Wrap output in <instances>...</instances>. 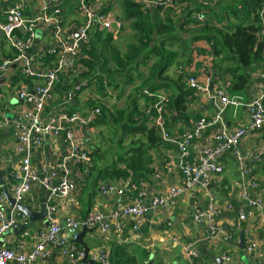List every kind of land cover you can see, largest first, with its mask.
<instances>
[{"label":"built area","instance_id":"obj_1","mask_svg":"<svg viewBox=\"0 0 264 264\" xmlns=\"http://www.w3.org/2000/svg\"><path fill=\"white\" fill-rule=\"evenodd\" d=\"M78 0V13L83 24L74 32H68L64 25L62 17V0H40L38 10L34 17L25 15L26 1H22L13 7L2 10L0 15V32L11 46L19 51V55L14 59H5L0 62V81L12 80L13 66L21 64L20 74L25 80H35L34 85L24 82L23 86L17 92V98L26 109L22 112L19 121L15 122L14 152L20 157V164L9 172L5 177V187L16 203H24L32 191L34 185L39 186L48 194V201L54 197L67 198L75 193L79 186V180L73 178L71 164L80 169L75 174L80 180L89 176L93 167V150L87 148L79 142L75 127L90 129L102 117V106H108L107 100L110 93L106 91L107 96H94L92 101L94 105L86 112H71L70 106L75 103L77 94L81 93L88 86L87 80H82L73 85V87L64 94L61 103L57 104L55 109H47L53 99L54 91L60 83L61 76L64 74H75L74 62L79 58L83 48L89 44L93 35L97 33L112 32L118 35L121 29L119 23L114 22L112 12L114 0ZM143 11L154 12L160 8L173 9L178 12L179 4L175 0H134ZM203 9L193 15V19L200 25L207 23L210 10L216 9L218 4L229 2L228 0H192ZM189 6V5H188ZM186 17L185 14H182ZM264 33V6L260 10ZM51 28L53 39L48 55L55 56L53 66L44 68V60L28 54L35 41L37 40V28ZM22 36V43L17 44L15 35ZM74 66V67H73ZM74 71V72H73ZM72 72V73H70ZM262 83L255 86L256 96L245 105L250 120L246 128H240L233 131H220L215 135L217 146L204 147L196 157L191 158L190 151L195 144L196 137L207 127L220 120V113L214 121L201 119L194 124L192 130L187 131L181 137H174L168 129L167 117L170 115L168 106L170 97L166 93H153L144 90L145 99L149 100L145 107V115L153 123V126L159 132L163 143L175 144L181 156L179 170L181 176L178 181L168 187L164 193L148 195L140 184H137L132 176L126 179H118L114 183H100L98 189L107 194L116 192L121 198L118 212L111 217H106L100 212L91 211L83 220H77L69 216L64 223L51 222L49 226L39 235V242L30 252H26V245L21 243L16 248H10L4 244L5 235L18 230L29 223L26 215L21 213L16 206L10 207L6 214L2 204L6 201V195L2 186L0 188V264H38L48 256V245H59L70 253L75 254V262L80 263L85 259V253L80 245L75 244L78 236L71 231L81 232L83 228L94 230L100 235L109 233L112 225L119 232L122 228L117 224L118 219H132L133 229L138 230L145 222L149 213H157L161 210H170L172 199H180L185 195H194L200 186L201 189H207L210 184L212 174L221 175L224 171L223 166L217 161L226 152H232L235 160L239 164L242 175L249 177L250 163L264 165V148L240 150L241 140L249 131H254L264 126V68L260 72ZM26 83V84H25ZM188 88L204 96L210 101L219 103L220 112L228 106L243 105L240 97H231L229 90L232 87L231 81H225L224 85L212 88L206 81H200L196 76L186 77ZM104 97V99H102ZM104 100V102H103ZM5 124L0 121V131ZM61 139L64 143L70 145V151L67 156L58 159L53 170L43 175L33 163L34 152L37 148L44 145L46 139ZM154 173L151 174L157 183L164 182L168 174L174 173L171 163L162 167H153ZM202 178V182L199 179ZM8 183H6V181ZM249 185L252 190L256 189L258 184L253 178H249ZM242 197L249 201L250 205L260 211L264 208V201L252 199V196L245 192ZM48 209V205H47ZM53 211L51 207L49 213ZM219 207L210 203L206 210L197 211L195 215L196 223L207 221L208 233L214 237L227 236L223 227L218 224ZM249 215L241 212L235 223L237 229H240ZM264 236V224L261 227ZM258 244L250 241L247 244L246 251L252 255L254 260L252 264H264L262 256L257 254ZM187 256L193 264H201V252L197 249L194 242L186 244ZM88 258L93 264H110L109 253L104 247H98L91 251L89 249ZM225 262H230L231 257L225 255Z\"/></svg>","mask_w":264,"mask_h":264},{"label":"crops","instance_id":"obj_2","mask_svg":"<svg viewBox=\"0 0 264 264\" xmlns=\"http://www.w3.org/2000/svg\"><path fill=\"white\" fill-rule=\"evenodd\" d=\"M22 1H26L25 15L27 17H34L40 0H0V15L2 10L13 7ZM62 1L64 25L68 32H74L83 24L82 18L75 8L73 0ZM105 2L106 4L110 3V1L106 0ZM119 2L121 3V0H114L112 2L114 3L113 8H109L112 12V17H114V22L122 26L118 35L108 32L112 36V41L109 43L111 46H114V41H117L123 32L125 33V22L132 21L134 23L133 19L125 17L122 5L120 6V10L123 13V17L117 16L116 8L119 7ZM216 11L219 12L218 10ZM212 19L218 27L226 25V23L225 25L217 23V17H213ZM231 22H234V19ZM241 22L243 23V21ZM226 26H228V23ZM233 26L235 27L234 24ZM37 31L39 35L31 48V56L44 60L52 44V29L49 27H38ZM97 34L93 35L90 41L93 44L98 45L99 43L98 46H102L105 43L104 38L107 36H101V39H99V35ZM15 39L20 46L22 36L16 34ZM29 51L26 52L30 54ZM82 53L74 62L75 67H73L76 71L73 72L75 75L86 72V69L79 65ZM18 55L19 51L13 48L0 32V62L5 59H14ZM216 60H218L217 64L221 63L220 59ZM227 65H229V62H223L222 65H219L220 67H216L211 62V65L206 66V73V68L203 67V64H201L200 68H198V64H194L193 69L191 66V68L186 69L183 73H186L187 76L192 74L200 81H207L212 88L224 85L225 81H231L233 85L234 80L231 73L227 72ZM47 67L49 66L44 60V68ZM263 68L264 63H259L251 71L244 70V75L247 76L249 82L239 91L234 90L233 86L229 90L231 97H240L242 99L243 105L241 106H228L220 112L218 102L210 101L194 91V97H189V103L186 104L187 109L184 113L175 111L173 114H170L169 130L171 129V134L174 137H181L187 131L192 130L194 124L199 120L207 119L214 121L215 117L220 113V120L207 127L196 137L195 144L190 151L191 158L196 157L206 146H217L215 135L220 131H233L247 127L250 117L245 105L256 96L255 86L263 82V79L260 77V72ZM12 70L14 76L18 77L19 81L13 83L12 80H9L0 85V121H3L5 124L4 128L0 131V170L8 171L7 173L16 170L20 164V157L14 152L13 148L15 122L19 121L22 112L26 109V106L17 98V92L23 86V83L26 82L20 74L21 64L13 66ZM174 73L177 75L178 71ZM70 76L67 75L66 80H63L68 85L72 86L80 82L76 81V83H72L69 79ZM173 81H176V78H173ZM34 83H36L35 80H30L27 84L34 85ZM110 89L111 87H107V91L110 93L108 97L112 95ZM83 91L77 96L78 99L73 104L75 110L71 112H86L94 105L92 101L93 97L100 96L95 92L82 94ZM61 93V89L57 87L54 91L53 99L47 107L48 110H54L56 105L61 103L65 92ZM141 99L145 102L142 106V110H144L149 102L145 98ZM8 127L10 128L8 130L9 133L5 135V129ZM75 128L79 142L83 143L87 148H91L94 155L96 149L94 148L95 141L92 134H95V127L90 129ZM61 139L63 138L55 140L46 139L44 145L35 150L33 163L41 175L48 172L49 169L53 170L58 159L69 154L70 145L64 143ZM239 148L242 151L264 148V126L257 130L249 131L241 140ZM149 159L150 165L153 167H162L164 169L167 163L173 165L174 173L168 174L164 182L157 183L152 175H150L146 181L140 183L141 187L144 190L146 189L148 195L164 193L181 176L179 170L181 156L177 146L175 144L162 143L158 148L150 151ZM217 163L223 166L224 171L221 175L212 174L210 176V184L206 190L201 189L199 186L194 195H185L180 199H172L170 210L149 213L146 216L145 222L138 230L133 229L132 219H118L117 224L122 228V232H119L114 225H112L109 233L106 235L88 232L84 239L85 243L91 251L101 246L104 247L109 253L110 264H193L192 260L187 256L186 251V244L189 242H194L197 249L201 252V264H252L254 258L247 253L246 248L248 242L254 241L258 244L257 254L262 256L264 263V236L261 232V227L264 224V208L260 211L252 207L249 201L242 197L247 192L252 196V199L264 201V165L254 162L250 163L248 166L250 175L246 177L242 175L239 164L232 152L228 151L224 153ZM70 166L74 173L73 178L79 180L80 183L75 193L67 198L54 197L53 200L48 201L47 192L39 186L34 185L24 204L27 206L31 205L33 210L37 211L43 205H46V207L48 205V209L50 207L51 209L53 208V211L51 210L47 217L49 224L51 222L63 224L64 220L69 216H73L77 220H83L91 211L100 212L106 217L116 214L121 198L118 197L116 192L104 194L98 189L102 183H114L116 181L106 177L104 171L107 164L94 161L89 176L82 181L79 177L75 176L80 168L73 164ZM119 166L123 167L122 164ZM249 178H253L257 182L258 186L256 189L252 190L250 188L248 183ZM5 181L8 183L7 180ZM210 203L219 207L216 221L223 227L227 236L214 237L210 235L208 233L209 225L207 221L196 223L195 212L206 210ZM10 207L11 204L6 199L2 204V208L6 214L10 211ZM241 212L248 214L249 219L243 223L240 229H237L235 223ZM37 227V229H26L20 234H16L13 231L5 235L4 244L10 248H16L19 244L24 243L26 245L25 251L30 252L39 242L40 233L48 226L39 222L37 223ZM240 232H244L245 248L241 247ZM47 250L48 256L38 264H85L84 261L76 263L75 254L70 253L59 245H48ZM225 255L231 257L230 262L224 261L223 257ZM217 259H221L222 262H219Z\"/></svg>","mask_w":264,"mask_h":264},{"label":"trees","instance_id":"obj_3","mask_svg":"<svg viewBox=\"0 0 264 264\" xmlns=\"http://www.w3.org/2000/svg\"><path fill=\"white\" fill-rule=\"evenodd\" d=\"M175 3L181 6L179 7V12L163 8L154 12H146L134 0H124L125 17L134 20L132 30L138 36V47L122 55L115 47L109 44L112 41V36L109 34L102 46H98L99 43L97 45L90 41L82 50L83 53L82 58L79 60V65L84 67L86 72L80 74L82 78L77 80V82L86 79L88 81L87 88L94 86L102 96L108 95H106L107 87L118 89L122 86H120L121 82L123 85H131L133 81L129 73L138 72L140 66H147L150 60H155L150 68L148 79L139 88L136 87L132 96L130 110L118 113L123 124H121L122 135L132 138L139 137V142L127 149L122 148L123 152L119 154V161L106 166L104 173L107 178L118 180L132 176L134 181L140 184L154 173L150 165L149 153L158 148L163 141L153 123L145 115L144 110L140 109L138 101L139 98H145L143 95L145 89L153 93H168V91L172 90L169 95L171 101L168 111L170 114L175 111L178 113L186 111V104L189 103L188 99L190 96L194 97V91L188 88L186 83L187 74L183 72L191 68L194 63L196 49L193 46L195 43L205 41L210 45V53L214 57V65L216 67H220L219 65H222L223 62H229L226 69L233 77L232 86L236 91L244 88L249 82L247 76L244 75V70L251 71L256 64L264 63L263 20L260 16L264 0L222 2L217 5V9L210 10L207 23L202 25L193 19V15L203 9L202 5H198L192 0H175ZM161 12L166 14L164 21L160 20L159 14ZM183 13L186 17L182 16ZM243 15L246 17L243 21L245 25L235 27L231 25L232 19H241L240 17H243ZM213 17H218L217 23L218 21L222 25L228 23V26H224L228 29L216 26L213 22ZM249 17H253V20L249 19ZM185 26L200 29L193 35L195 41L181 37L180 32L186 28ZM106 34L108 33H98L97 35L101 39V36H106ZM179 42L185 51L184 60L181 63L178 61L179 53L168 47L169 45H178ZM199 52L206 54L207 51L199 50ZM216 59H220L221 63L216 64ZM44 60L48 66L52 67L55 62V56L47 54ZM172 70L174 72L178 71L176 81H173V78H169L168 74ZM66 76L67 74L62 75L60 85H57L62 93H67L73 87V85H68L67 82L63 81L66 80ZM12 81L16 83L19 79L14 76ZM26 82H29V80H26ZM77 96L75 101L78 99ZM147 101L149 102L148 99ZM109 108L105 105L102 106V117L105 119L104 122L100 121L99 124H104L107 120L106 116L109 112L107 109ZM74 110L75 107L71 105L70 111ZM102 117L100 119L103 120ZM120 119L115 120L116 123L119 124ZM169 119L170 115L167 117L168 123ZM99 120L93 127L98 125ZM122 142L123 140L121 139L120 144ZM93 160L96 159L93 158ZM120 164L123 167L119 166Z\"/></svg>","mask_w":264,"mask_h":264},{"label":"rangeland","instance_id":"obj_4","mask_svg":"<svg viewBox=\"0 0 264 264\" xmlns=\"http://www.w3.org/2000/svg\"><path fill=\"white\" fill-rule=\"evenodd\" d=\"M78 0H73V3L75 4V8L77 9L78 4H77ZM119 1V0H117ZM229 2H234L236 0H228ZM124 0H121V3L119 2V7L116 8L117 11V16L118 17H123V13L122 11H124V5H123ZM244 2V1H243ZM122 5V11L120 10V6ZM254 11V10H253ZM252 14V12H251ZM160 20L164 21L166 19V14L165 12H161L159 14ZM254 17V16H253ZM253 17H249V19L253 20ZM218 18V17H217ZM241 19H234V22H231V25L233 26V24L235 26H241V25H245L243 24L241 21H244V19H246L245 15H243V17H240ZM218 23L221 24V22L218 21ZM132 25L133 22H125V33L123 32L120 35V38L117 41H114L113 43V47H115V49L117 51H119L122 55L123 54H127L131 51H133L134 48L138 47V42H137V34L132 30ZM227 25V23H226ZM247 26V25H246ZM224 29H228L225 28ZM200 30L199 28L196 27H188V28H184V30H181V37L182 38H186L189 39L191 41H195L193 38V35ZM39 35V32L37 31V36ZM107 37H109V34H106ZM106 38H104V41H106ZM177 45V44H176ZM176 45H172V46H168L169 48H171L172 50L176 51V53H179V57H178V61L179 63L182 62V60H184L183 56L185 54L184 49L181 47L182 44L179 42V44L177 45V47H175ZM196 51L194 53V63L192 65V69L194 64H198V68L201 67V64H203V67L206 68V73H207V65H211L214 63V57L212 56V54L210 53V45L208 43H206L205 41H199L197 43L194 44L193 46ZM198 50V51H197ZM199 50H205L207 51L206 54L200 53ZM155 60H150L148 62L147 66H140L139 71L138 72H130L129 75L132 77V81L133 83L131 85H123V83L121 82L120 86L122 88H119L118 90L113 89V87H111V93L112 95L109 97V99L107 100V104L110 106L109 109H107L109 112L106 116V121L104 124H99L100 121L104 122V119H100L98 122V125L94 128L95 134L93 133L92 135L94 136V141H95V149L96 151H94L95 155H93V158H95L96 160L94 161H98L100 163H106L107 165L110 164H114L117 163L119 160V154L122 151V148L127 149L130 146H132L133 144H137L139 142V137L138 138H132V137H127V135L123 136L121 133V120L118 116V113H123L126 111L130 110V104L132 101V96L135 93V89L136 87L139 88L149 77L150 74V68L152 66V64L154 63ZM218 60H215V63L217 64ZM82 74V73H81ZM169 78H176V75L174 73V71L172 70L171 72H169ZM82 77H80V74L75 75V74H71L70 76V81H72V83H76L77 80H80ZM91 92H95L98 93V90L95 87H91V88H86L82 94H88ZM164 93V92H163ZM99 94V93H98ZM167 95H170L171 92L168 91V93H166ZM100 95V94H99ZM102 96V95H101ZM100 97V96H99ZM102 99H104V97H102ZM104 102V100H103ZM145 102L142 101L141 98H139L138 104L140 109L142 110V106L144 105ZM10 114V113H9ZM120 122L119 124L116 123L115 120H119ZM124 123V122H123ZM123 125V124H122ZM121 139L123 140V142L120 144Z\"/></svg>","mask_w":264,"mask_h":264},{"label":"water","instance_id":"obj_5","mask_svg":"<svg viewBox=\"0 0 264 264\" xmlns=\"http://www.w3.org/2000/svg\"><path fill=\"white\" fill-rule=\"evenodd\" d=\"M50 48V47H49ZM30 54H32V50L29 51ZM5 82V79H2L0 81V85H2ZM10 128L8 127L7 129H5V135L9 133ZM4 135V136H5ZM8 171H1L0 170V186H2V189L5 192L6 198L9 201V203L11 204L12 207L16 206L18 208V210L23 213L24 215H26V217L29 220V223L27 226H22L20 229L14 231L16 234H20L22 231L26 230V229H37V223L42 222L44 223L45 226H49V223L47 222V217L49 215V211L46 207V205H43V207L40 210H33L31 205H25L24 203H16L15 200L13 199V197L10 195V193L7 191L6 187H5V182L4 179L6 177V175ZM45 175H42L41 177L43 178ZM199 182H202V178L199 179ZM196 215V212L195 214ZM39 231V229H38ZM73 234L78 236V239L75 241V244L80 245L85 253V259H84V263L85 264H93V262L88 258L89 255V246L85 243L84 239L86 237V234L88 232H94V230H90L88 228H83V230L81 232L78 231H71ZM240 236H241V247L245 248V237H244V232H240ZM219 262H222L221 259H217Z\"/></svg>","mask_w":264,"mask_h":264}]
</instances>
